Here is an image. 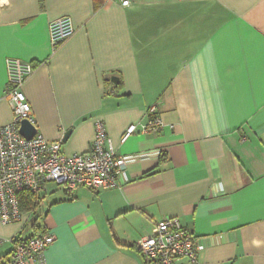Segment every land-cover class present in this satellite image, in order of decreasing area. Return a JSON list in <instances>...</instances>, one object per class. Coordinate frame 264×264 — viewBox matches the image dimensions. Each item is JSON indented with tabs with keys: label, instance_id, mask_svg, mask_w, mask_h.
Listing matches in <instances>:
<instances>
[{
	"label": "crops",
	"instance_id": "obj_1",
	"mask_svg": "<svg viewBox=\"0 0 264 264\" xmlns=\"http://www.w3.org/2000/svg\"><path fill=\"white\" fill-rule=\"evenodd\" d=\"M64 17L75 34L53 50ZM10 58L36 68L39 134L83 155L100 121L127 167L116 190L50 185L36 228L0 223V264L13 239L47 235V264H147L136 245L167 218L204 246L197 264H264V0H0L2 126ZM158 103L164 128L123 143Z\"/></svg>",
	"mask_w": 264,
	"mask_h": 264
},
{
	"label": "built area",
	"instance_id": "obj_2",
	"mask_svg": "<svg viewBox=\"0 0 264 264\" xmlns=\"http://www.w3.org/2000/svg\"><path fill=\"white\" fill-rule=\"evenodd\" d=\"M128 7L136 0H118ZM75 34L72 20L64 17L50 24V40L57 50ZM8 82L5 96L12 111V121L0 125V223L3 226L20 223L24 213L21 198L24 194L41 195L55 185L72 195L80 189L95 193L121 187V176L127 160L115 153L102 122L95 125V136L90 150L83 155L67 157L62 142H49L37 132L32 140L20 133L21 124L36 127L32 107L23 86L36 68L18 59L6 60ZM160 103L147 112L146 123L130 126L123 137L125 143L134 134L159 133L164 124ZM53 235L34 236L26 240L15 238L8 264H47L46 253L54 244ZM3 241L0 239V247ZM136 249L147 264H178L187 261L197 264L204 246L181 224L178 218H167L154 224L149 236L140 240Z\"/></svg>",
	"mask_w": 264,
	"mask_h": 264
},
{
	"label": "trees",
	"instance_id": "obj_3",
	"mask_svg": "<svg viewBox=\"0 0 264 264\" xmlns=\"http://www.w3.org/2000/svg\"><path fill=\"white\" fill-rule=\"evenodd\" d=\"M40 195H33V194H24L21 198V210L23 213H32L36 218L35 222L33 223V227L36 228L37 220V212L39 211L40 207ZM34 237V236H33Z\"/></svg>",
	"mask_w": 264,
	"mask_h": 264
},
{
	"label": "water",
	"instance_id": "obj_4",
	"mask_svg": "<svg viewBox=\"0 0 264 264\" xmlns=\"http://www.w3.org/2000/svg\"><path fill=\"white\" fill-rule=\"evenodd\" d=\"M111 81L113 83H116L117 78H112ZM37 132H38L37 127L31 125L27 121L22 122L21 128H20V133L26 140H29V141L32 140L35 137V135L37 134ZM69 135H70V132L67 133L66 138L63 141L64 143L67 141Z\"/></svg>",
	"mask_w": 264,
	"mask_h": 264
}]
</instances>
